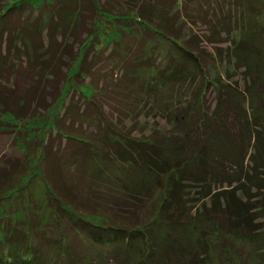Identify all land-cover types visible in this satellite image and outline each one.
I'll return each mask as SVG.
<instances>
[{
	"label": "trees",
	"instance_id": "16d2710c",
	"mask_svg": "<svg viewBox=\"0 0 264 264\" xmlns=\"http://www.w3.org/2000/svg\"><path fill=\"white\" fill-rule=\"evenodd\" d=\"M42 1L0 7V117L64 110L39 147L44 203L22 179L28 149L0 163V264H202L193 252L215 248L264 264L249 214L264 220V0ZM108 18L119 36L96 53ZM227 60L249 86L213 78ZM143 102L181 131L152 134ZM192 192L213 207L193 213Z\"/></svg>",
	"mask_w": 264,
	"mask_h": 264
},
{
	"label": "rangeland",
	"instance_id": "374dc122",
	"mask_svg": "<svg viewBox=\"0 0 264 264\" xmlns=\"http://www.w3.org/2000/svg\"><path fill=\"white\" fill-rule=\"evenodd\" d=\"M2 1V2H1ZM18 1V0H17ZM22 1V0H19ZM28 2H33L35 4V6H40L43 4L42 0H27ZM0 7H4V6H11L15 0H0ZM104 0H102V2L100 3V6L103 5ZM135 16V13H132ZM115 18H108V22H106V24L104 25V29L107 30V37H103L102 42L98 45L100 48L99 49H95L96 53H103L104 52H109L110 48V43L115 40L116 38H118L119 36V30H120V25H118V23L116 21H114ZM105 23V22H104ZM190 26L193 27V29H195V31H198V33L200 35H204L206 33L205 31V27H203V25L201 24H197V25H192L190 23ZM103 29V28H102ZM225 40V39H224ZM228 40V39H226ZM90 45L89 42H87L86 40H84V42L78 46H75V52L79 51V57L81 58L83 54L86 53L87 50L90 49ZM217 46H219L220 48H228V43H224V44H216ZM227 46V47H226ZM167 48V46H166ZM101 50V51H99ZM107 50V51H106ZM208 51L211 52V50L209 49ZM67 64V66L69 67V71H68V75L69 76H74L75 74V70L77 69L75 67V65L72 64V62L70 63L69 60H67L65 62ZM240 67V65H239ZM112 68H110V66L103 71L104 75H111L110 73H112ZM120 69V68H119ZM211 69V73L213 78L218 79L219 76H222L223 81H226L227 83H232L234 86H240L241 89H243L246 86V82L248 84V86L251 84L252 79L255 78V73L254 72H250L248 73L246 71V69H238V66L235 65L234 63H230L227 61H224L221 64V67H218L217 69L214 68H210ZM97 71V70H95ZM93 74H97V72H95ZM70 72V73H69ZM110 72V73H108ZM118 73H120V70L116 69L115 70V78H113L112 76H110V78H113L114 80H118ZM212 78V79H213ZM221 78V79H222ZM77 82L78 81H73V86L77 87ZM90 82V81H88ZM86 84H89V83ZM1 83V82H0ZM71 83V82H70ZM69 85V84H68ZM72 86V84H71ZM175 96V101L174 102H180L176 99V95ZM184 99L186 100L187 104L188 102H190L192 100V95L191 93L188 92V94H186V96L184 97ZM215 99H217V93L216 91L213 89V92L209 91L206 94V101L208 102V104H213V106H215ZM67 102V101H66ZM185 101H181L180 103H186ZM180 103H175L176 105L180 106ZM147 104L146 108H144L143 110L141 109V111H143V115L144 118L142 119V123L146 122L149 126L150 129H152L151 131L152 134H155V132L159 131L160 134H162L163 136H169V134L174 135L176 132H180L181 129H175L173 127H171L170 123L167 121H165L164 119H162V116L157 115L158 113H156L155 110H152V105L151 103H147V102H143L142 105L143 107H145V105ZM212 106V107H213ZM146 109V110H145ZM105 112L108 110V108H106L104 106L103 109ZM139 110V108H137V111ZM147 112V117L145 115V113ZM64 114V110L61 106V104L57 105L55 108L53 109H49L48 111L44 112L41 111L40 115L38 116V118H35L31 121H26V122H15L13 121V118L7 115H1L0 117V122H4L3 125H6L7 127H9L10 129H8V132L5 130L6 127H4L3 130L0 131V163H6L8 161H12L13 159H23L24 158V151H26L28 149V153L26 152V154H28V159L25 162H32L30 164V168L28 169L27 174L22 178L23 182L28 185V181L30 179V181H32L31 185H32V190L34 191L35 195H36V201L38 203H44L46 201L45 196L42 193V169H41V151H40V146L41 145H45L47 143V140L49 139L50 135H52L54 133V127L55 125H57V122L62 118ZM141 117V118H142ZM148 126V127H149ZM147 127V129H149ZM140 130H141V126H139ZM175 132V133H174ZM141 134V133H140ZM148 134V133H147ZM24 162V163H25ZM25 166V165H24ZM245 166H248V163L245 162ZM36 177V178H35ZM35 178V179H34ZM29 186V185H28ZM203 196L200 195H195V192H192L190 195V199H188V208L189 206L193 209H191L193 211V213H195L196 208L194 207V205H196V207L198 209L202 208V205L204 203L208 204V208L213 207L212 202L210 201H204L203 198H201ZM19 198V197H18ZM16 198V199H18ZM21 198V197H20ZM15 198H11V201L16 200ZM224 201V199L222 200ZM256 202V201H254ZM253 203V202H252ZM255 204V203H253ZM256 206V205H255ZM226 207V206H225ZM223 209V208H221ZM225 209V208H224ZM200 215L202 214L199 211ZM198 213V214H199ZM260 212H256V210L254 208H252L250 210V219L252 221V229H257L254 226L256 225H261V227L257 230V233H262L263 237H260L262 240L264 238V220L262 218L259 217ZM217 214V213H216ZM256 214V215H255ZM199 217V215H197ZM190 236V235H189ZM264 243V240H263ZM248 252V250H247ZM245 253V258L244 260H251L252 258L249 256L248 253ZM193 254H195L196 259L199 258L200 260L203 258L208 259L207 262L202 264H220L219 261V256H220V250L219 249H212L211 251L209 250L208 253H204L202 251H197L193 252ZM208 255V256H206Z\"/></svg>",
	"mask_w": 264,
	"mask_h": 264
}]
</instances>
